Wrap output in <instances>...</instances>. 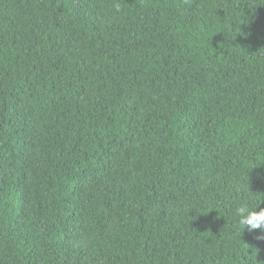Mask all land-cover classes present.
<instances>
[{
    "label": "trees",
    "instance_id": "1",
    "mask_svg": "<svg viewBox=\"0 0 264 264\" xmlns=\"http://www.w3.org/2000/svg\"><path fill=\"white\" fill-rule=\"evenodd\" d=\"M259 197L264 0H0V264H264Z\"/></svg>",
    "mask_w": 264,
    "mask_h": 264
},
{
    "label": "clouds",
    "instance_id": "2",
    "mask_svg": "<svg viewBox=\"0 0 264 264\" xmlns=\"http://www.w3.org/2000/svg\"><path fill=\"white\" fill-rule=\"evenodd\" d=\"M114 7L116 11H120L119 3ZM261 199L264 197H259L256 203L245 201L236 205L233 215L236 217L241 231L247 230L251 233L258 230L261 233L260 238L264 239V208H259Z\"/></svg>",
    "mask_w": 264,
    "mask_h": 264
}]
</instances>
